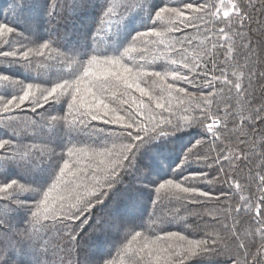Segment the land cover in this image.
<instances>
[{
  "label": "snow or ice",
  "instance_id": "6c2138e0",
  "mask_svg": "<svg viewBox=\"0 0 264 264\" xmlns=\"http://www.w3.org/2000/svg\"><path fill=\"white\" fill-rule=\"evenodd\" d=\"M12 4L14 26L0 22V264H44L48 233L63 230L70 242H78L85 229L74 234L71 222L91 227L92 210L106 202H115L104 230L119 232L113 241L117 255L109 252L111 258L101 255L93 264H125L122 256L130 264H264V243L251 252L247 231L238 229L245 213L264 225V176L253 177L261 195L232 203L241 180L248 182L241 173L250 156L241 146L257 132L256 122L264 123V105L234 130L229 124L236 125L240 114L231 105L220 111L213 104L225 88L247 101L252 65L247 64V84L229 76L235 78L230 69L241 67L237 46L245 56H256L242 31L251 21L248 5L224 0ZM218 18L224 26H210L221 22ZM69 26L72 40L62 32ZM188 29L202 31L211 49L189 55ZM148 45L178 57L170 61V71H158L146 59ZM218 48L228 54L220 69L213 59ZM217 70L219 75H210ZM181 82L199 91L200 103L174 120L179 94L196 98ZM185 133L194 135L171 167L168 154ZM164 168L169 171L161 175ZM130 175L134 182L125 183ZM162 190L172 193L169 203L177 207L157 211ZM145 200L150 213L142 211ZM173 226L182 231L167 230ZM257 231L264 239V228Z\"/></svg>",
  "mask_w": 264,
  "mask_h": 264
},
{
  "label": "trees",
  "instance_id": "16d2710c",
  "mask_svg": "<svg viewBox=\"0 0 264 264\" xmlns=\"http://www.w3.org/2000/svg\"><path fill=\"white\" fill-rule=\"evenodd\" d=\"M115 3L120 4L122 0H114ZM200 2H205V0H200ZM211 2V0H209ZM218 3V0H216ZM224 3H242L248 5L246 9L251 14V21L247 26L242 29V31L248 34L249 39L251 40V48L255 51V57L245 56V50L237 46L236 51L239 53L235 56V60L241 65L238 69H230V71L235 70L237 76L234 78L229 76V79H239L240 82L247 84L249 78V71L247 64L252 65L251 71L254 73L251 77L252 86L248 88L247 91V101L240 100L235 95V91L229 93L225 88L223 94H217L215 100L213 101L214 110L219 108L220 111H223L225 105H231L233 111L239 113L236 125L230 123L229 128L234 129L239 124L240 120L250 114V111L255 108H259L261 105H264V8H261L262 0H224ZM255 7H252V6ZM178 6V5H176ZM91 10L89 11V17H91ZM16 13L13 10L12 0H0V22H8L14 26L15 24ZM221 19V18H218ZM162 25L167 22H161ZM215 28L224 26L221 22L217 23L216 20H213L210 25ZM22 30V29H21ZM62 32H65L69 39H74L71 27L62 29ZM188 35L193 37V46L187 49L189 55L202 53L204 48L211 49V42L205 40L203 32H196L193 29L187 30ZM179 35V34H177ZM6 39H14L13 37H6ZM214 42V41H212ZM237 45H239V40L237 38ZM142 50L145 48L144 45L138 46ZM147 51L144 52L146 59L149 61L155 62V68L158 71H170L172 65L170 61L172 59H177V56H174L170 53V50L166 49L163 46L159 45H148ZM4 50H8L4 46ZM216 55L213 59L216 62L217 69L225 67V56L228 55L223 49H216ZM161 53H164V56L161 57ZM232 56L229 55V62H231ZM209 69H211V64H209ZM217 70L215 73L210 75H219ZM147 86V85H144ZM182 87H187L189 93H196V98L185 96L184 94H179V96L173 101V119L182 118L185 115H190L192 107L200 103L199 100V91L190 86L185 85L181 82ZM217 90L221 88V85L217 84ZM205 94L208 89H203ZM138 95V94H136ZM176 96V94H173ZM184 108H188V111H184ZM123 115V113H121ZM167 115V113H165ZM247 124L245 128L247 129ZM257 132L253 134L252 138L248 141L247 147L241 146L242 149L250 156V161L247 164V167L244 169L241 175L248 177V182L241 180L242 188L236 190V194L233 198L232 203L239 204L241 203V198L252 197L253 200L262 193L258 191L259 183L257 180L253 179L256 173H259L261 176H264V158L261 157V153H264V123L260 121L256 122ZM194 133H185L181 135L172 146V151L168 154L167 163L171 167L180 161L182 157V152L184 147L188 144ZM231 137L234 135V132H229L226 134ZM225 144H233V140L225 139ZM238 143V141H236ZM254 146V148H253ZM248 149H253L249 152ZM87 163V161H85ZM169 171L168 168L161 170L160 174L164 175ZM173 178V177H167ZM134 176H126L125 183L134 182ZM207 190V189H205ZM172 196V193L168 190H162L160 193L162 204L157 211H167L177 207V205L169 203V200ZM115 207V202H106L104 204L97 205L93 210L92 214L89 217V221H96L92 223L91 227L87 225H80L79 221H73L70 224V227L74 230V234H79L81 229H85L84 234L79 238L78 242H70L66 237L63 236V230L61 231H50L46 240L48 243L42 245V247L47 249L46 255H43L41 259L44 261V264H93V261L98 259L101 255L108 257V253L111 252V256L115 257L117 255L113 241L119 235L117 230H113L111 234L106 233L104 230V223H107L112 220V213ZM142 211L151 212L152 208L148 206L147 200L144 202V207ZM241 220L240 225L238 226L239 230H246L248 233V246L251 252L255 253L256 248L260 247L264 243L262 239V233L257 231V229L264 228V225L256 224L252 219L245 213L244 217H238ZM103 222V223H102ZM206 222L211 223L207 220ZM230 222V221H228ZM189 223H193L191 217H189ZM168 231H182L180 227H169ZM150 234V233H149ZM184 235H189L187 232ZM194 238V237H189ZM125 264H130L126 256L121 257ZM251 260V257H249ZM119 264V262H118ZM209 264H218V262H209Z\"/></svg>",
  "mask_w": 264,
  "mask_h": 264
}]
</instances>
